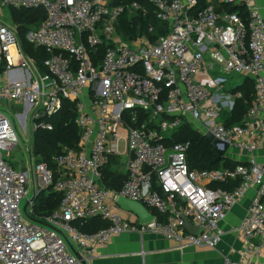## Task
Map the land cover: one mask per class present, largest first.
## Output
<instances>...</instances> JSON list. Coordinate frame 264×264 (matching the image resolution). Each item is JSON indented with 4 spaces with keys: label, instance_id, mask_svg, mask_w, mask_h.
I'll list each match as a JSON object with an SVG mask.
<instances>
[{
    "label": "built area",
    "instance_id": "obj_1",
    "mask_svg": "<svg viewBox=\"0 0 264 264\" xmlns=\"http://www.w3.org/2000/svg\"><path fill=\"white\" fill-rule=\"evenodd\" d=\"M145 1L167 25L153 41L117 33L122 15H145L136 0H0V264H86L125 231L213 249L223 235L220 222L251 188L255 194L235 229L243 243L239 257L223 255L222 264H264V162L255 156L264 146V19L254 0H221L243 7L245 21L210 3L198 9L197 0ZM5 8L9 23L3 20ZM38 9L44 17L28 24L24 34L29 54L12 11ZM232 75L254 83V97L235 126L223 118L241 96L230 91ZM64 101L74 103L79 139L76 149L55 156L54 180L48 165L35 159L32 133L38 126L51 129L45 119ZM28 118L29 163L17 170L3 154L19 144L16 119ZM183 123L201 135L210 133L245 159L232 169H190L189 144L165 142ZM113 156L126 174L118 190L103 183L102 170ZM238 178L232 190L209 187ZM50 186L61 193L59 207L34 221L33 200ZM29 188L33 196L25 218L20 201ZM119 196L164 218L153 214V220L140 223L115 203ZM93 217L108 225L84 232L73 224ZM185 220L202 233L186 231Z\"/></svg>",
    "mask_w": 264,
    "mask_h": 264
},
{
    "label": "trees",
    "instance_id": "obj_2",
    "mask_svg": "<svg viewBox=\"0 0 264 264\" xmlns=\"http://www.w3.org/2000/svg\"><path fill=\"white\" fill-rule=\"evenodd\" d=\"M109 1L112 4H118L133 0ZM136 1L140 2L146 8L145 15L142 13L122 15L116 27L117 33L126 40L141 34L146 35L150 41H153L159 35L166 32L167 25L155 17V12L151 4L145 0ZM209 3L212 4L217 11H235L244 21L247 19V13L243 7L231 3H224L221 0H197V8L201 9ZM12 16L14 22L19 24L23 49L27 53L32 54L33 50L25 40L24 34L28 31L27 28L29 29V26H27L28 24H35L44 17L43 11L41 9L13 10ZM148 26H152L153 28V31L150 33L147 32ZM230 91L232 93L238 92L241 96L235 99L234 106L229 112L230 114L223 113V118L226 119L227 125H240L254 97L253 79L250 77H242V82L231 88ZM75 116L74 103L64 101L57 113L45 119L51 124L52 128L45 129L38 126L32 133V147L35 159L37 162H45L48 165L54 173V180L58 176L56 171L57 167L54 162L55 156L64 148H77L79 128L74 123ZM165 142L166 144L176 142H187L189 144L187 162L190 169H232L238 164V161L226 156L222 157L216 163H212L215 157V151L211 144L203 135L195 131L187 123L181 124L177 129L172 131L170 138ZM118 164L121 165V161L118 157H110V161L102 170L103 183L109 189H120L126 180V174L122 168L120 170L117 169ZM239 183L240 179L238 178L226 186L210 184L209 187H221L232 190ZM60 199L61 193L54 190L53 186L42 190L33 200V214L30 215L31 219L39 221L43 216L56 211L59 207ZM153 214L157 218H164V216L160 215L155 210H153ZM73 224L81 231L95 232L106 227L108 222L100 217H93L86 220H77L73 222Z\"/></svg>",
    "mask_w": 264,
    "mask_h": 264
},
{
    "label": "crops",
    "instance_id": "obj_3",
    "mask_svg": "<svg viewBox=\"0 0 264 264\" xmlns=\"http://www.w3.org/2000/svg\"><path fill=\"white\" fill-rule=\"evenodd\" d=\"M254 1L264 19V0ZM255 156L264 162V146L255 153ZM226 157L244 160L245 154L232 149L230 155L227 154ZM255 190V188L248 190L220 222L223 235L213 249L205 245H180L175 240L160 235L149 233L140 235L125 231L99 248L86 264H222L223 255L237 259L243 243L235 229L246 215ZM73 249L79 251L77 247Z\"/></svg>",
    "mask_w": 264,
    "mask_h": 264
},
{
    "label": "rangeland",
    "instance_id": "obj_4",
    "mask_svg": "<svg viewBox=\"0 0 264 264\" xmlns=\"http://www.w3.org/2000/svg\"><path fill=\"white\" fill-rule=\"evenodd\" d=\"M9 19H11V16L9 18L8 9L5 8L3 10V20L6 23H9ZM227 78H228V85L231 88L235 87L237 84L242 82L241 76L232 75L231 77L228 76ZM21 108H22V105L19 106L17 109H15V111L19 112V111H21ZM10 111L16 113L14 110L12 111L10 109ZM16 124H17V133H18V138H19V144L15 147V149L12 152H8V153L3 154V155H4V157H6L10 161H12V164L14 165L15 169H17V170L25 169L26 170L28 167V163H29V154H28V150H27L26 146L30 145V143H31L29 135L28 134L26 135V133L29 132L31 129V121L28 118L27 120L24 121V123H22L21 121H18L16 119ZM123 147H124V145L120 146V150H122ZM231 150H232L231 148H228L227 153L230 152ZM121 168H122V166L120 164H118L117 169L120 170ZM32 196H33L32 189L29 188L28 192H27V196L23 197L20 201V209H21L22 214L25 218H26V214L24 213L23 208L26 205L27 200L32 198ZM127 215H129V214H127ZM70 245L72 247L76 248V244L74 242L71 241Z\"/></svg>",
    "mask_w": 264,
    "mask_h": 264
},
{
    "label": "water",
    "instance_id": "obj_5",
    "mask_svg": "<svg viewBox=\"0 0 264 264\" xmlns=\"http://www.w3.org/2000/svg\"><path fill=\"white\" fill-rule=\"evenodd\" d=\"M204 138L211 144L212 148L215 151V157L212 160V163H216L219 161L222 157L226 156V151L228 149V145H220V142L216 140L210 133H205ZM115 203L125 212H129L137 216L140 223H146L154 219V215L148 211V209L141 204L140 202L130 200L128 198L119 196ZM23 211H25V206L23 208ZM184 228L191 233H194L196 235H200L202 233V229L192 226L187 220H185ZM71 251L78 255V253L68 244Z\"/></svg>",
    "mask_w": 264,
    "mask_h": 264
}]
</instances>
